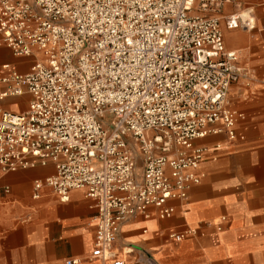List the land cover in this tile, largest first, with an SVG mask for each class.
Masks as SVG:
<instances>
[{
    "label": "built area",
    "instance_id": "obj_1",
    "mask_svg": "<svg viewBox=\"0 0 264 264\" xmlns=\"http://www.w3.org/2000/svg\"><path fill=\"white\" fill-rule=\"evenodd\" d=\"M230 1L0 0L2 42L34 58L24 73L0 74V100L31 96L23 111L0 110V167L52 160L35 189L46 184L62 201L84 190L97 211L92 257L124 264L120 224L151 205L170 216L167 201L199 181L205 147L195 140L236 137L243 113L227 95L242 68L216 15ZM223 20L250 23L236 12Z\"/></svg>",
    "mask_w": 264,
    "mask_h": 264
},
{
    "label": "crops",
    "instance_id": "obj_2",
    "mask_svg": "<svg viewBox=\"0 0 264 264\" xmlns=\"http://www.w3.org/2000/svg\"><path fill=\"white\" fill-rule=\"evenodd\" d=\"M232 12L250 20L249 27L227 28L223 17ZM216 15L224 47L242 68L227 95L228 106L243 113L236 137L222 130L195 140L205 147L195 169L199 181L185 198L167 201L170 216L160 217L151 205L120 224L114 246L124 264H264V0H232ZM32 61L13 55L0 35V74L24 73ZM30 97L9 95L0 110L23 111ZM54 172L52 160L0 167V264H111L91 256L97 211L84 190L62 201L46 184L35 189L36 180Z\"/></svg>",
    "mask_w": 264,
    "mask_h": 264
},
{
    "label": "rangeland",
    "instance_id": "obj_3",
    "mask_svg": "<svg viewBox=\"0 0 264 264\" xmlns=\"http://www.w3.org/2000/svg\"><path fill=\"white\" fill-rule=\"evenodd\" d=\"M32 60L34 59L33 57H30ZM37 59H40V58H37ZM136 171L138 172V174L140 173L141 171V161L138 159L137 160V165H136Z\"/></svg>",
    "mask_w": 264,
    "mask_h": 264
}]
</instances>
